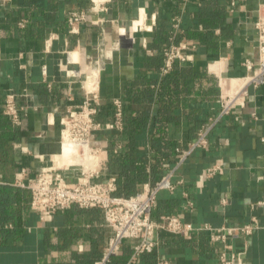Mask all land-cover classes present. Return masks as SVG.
Returning <instances> with one entry per match:
<instances>
[{
  "label": "crops",
  "instance_id": "crops-1",
  "mask_svg": "<svg viewBox=\"0 0 264 264\" xmlns=\"http://www.w3.org/2000/svg\"><path fill=\"white\" fill-rule=\"evenodd\" d=\"M263 3L0 0L2 112L21 129L19 140L13 128L14 136L9 129L0 141V186L9 194L16 187L27 192L25 201L8 202V213L19 207L22 231L16 233L11 219L0 226L6 230L0 264H96L104 256L113 229L102 207L73 204L41 218L29 188L42 169L64 168L56 158L61 118L83 99L87 74L89 89L95 76L99 81L101 128L91 136L100 161L95 179L115 178L116 188L131 180L134 195L170 172L176 186L158 193L152 217L184 213L203 227L185 234L160 230L155 248L137 258L132 241L124 240L104 264H158L162 257L171 264H223L222 253L236 264H264V83L249 84L247 95L221 114V99L246 84L245 60H257L254 23ZM74 11L86 19L72 26ZM180 43L185 59L164 72V49ZM9 98L19 109L18 123L4 112ZM116 100L121 127L114 126ZM201 129L208 145L178 163ZM216 165L220 170L205 174ZM188 198L193 206L187 208ZM243 225L252 231L213 239V228Z\"/></svg>",
  "mask_w": 264,
  "mask_h": 264
},
{
  "label": "built area",
  "instance_id": "built-area-1",
  "mask_svg": "<svg viewBox=\"0 0 264 264\" xmlns=\"http://www.w3.org/2000/svg\"><path fill=\"white\" fill-rule=\"evenodd\" d=\"M4 1V0H3ZM85 13L74 11L69 16V23L74 26L85 20ZM255 28L257 29V60L246 59L244 64L250 75L246 84L235 93H231L221 99V114H229L233 105L239 99L247 95L249 84L260 85L264 83V3L258 9ZM175 26L178 23L174 24ZM184 43L172 44L164 49L165 64L163 71L167 72L176 59H185L182 53ZM92 74L82 78L83 99L76 104H70L61 118L60 142L61 152L66 140L79 145V154L85 155L88 148L90 156L94 157L93 163L88 166L81 163L63 164L64 168L56 169L46 167L39 171L29 186L31 192V207L37 211L41 218L50 217L60 208H67L73 204L81 207L100 206L104 212L107 225L112 227L113 235L105 248L104 256L96 264H104L113 254L120 251L124 240H131L133 258H137L144 252L152 251L157 245L156 234L164 230L174 234H185L196 227L185 220L184 213H165L158 218L152 217L154 207L157 205L158 193L163 190H173L176 186L172 181V173L162 175L154 183H146L143 190L130 196L115 195V178L108 181H98L100 175V161L98 149L92 145L91 136L96 129L101 128V123L96 115L99 106L98 77L94 82L95 89L86 87V82ZM115 127L122 126V106L119 100L115 101ZM4 112L15 122L20 121L19 109L13 99H7L4 104ZM208 131L201 129L197 139L192 141L186 149L181 150L178 163L182 162L186 155L196 147L208 145ZM220 170V165L210 167L205 174L215 173ZM63 171H71L73 176L64 175ZM74 173L76 176H74ZM193 201L188 198L186 207H192ZM213 239L224 240L227 235L240 231L250 233L252 226H222L213 228ZM223 264H236L233 258L221 254ZM158 264H171L167 258H160Z\"/></svg>",
  "mask_w": 264,
  "mask_h": 264
},
{
  "label": "trees",
  "instance_id": "trees-1",
  "mask_svg": "<svg viewBox=\"0 0 264 264\" xmlns=\"http://www.w3.org/2000/svg\"><path fill=\"white\" fill-rule=\"evenodd\" d=\"M13 128H15V138L20 139L21 136V129L19 125L13 127L11 120L2 112V95L0 93V141L8 139V130L11 129L10 135H13ZM133 183L131 180H127L124 183H119V186L114 191V194L119 196H130L131 192H134L133 190ZM118 190V191H117ZM118 193H125V195H120ZM14 199L19 204L21 201H25L27 199V192L26 190L16 187V192L13 194V191L11 189V192L9 194L8 187L6 186H0V226L4 224L5 221L11 219L14 221L16 226V233L19 234L22 231L21 223H22V214L20 213L19 207L17 210L13 213H8L7 206L8 202H13ZM6 230L1 227L0 232L4 233ZM6 232L5 234H7Z\"/></svg>",
  "mask_w": 264,
  "mask_h": 264
},
{
  "label": "bare ground",
  "instance_id": "bare-ground-1",
  "mask_svg": "<svg viewBox=\"0 0 264 264\" xmlns=\"http://www.w3.org/2000/svg\"><path fill=\"white\" fill-rule=\"evenodd\" d=\"M141 11V10H140ZM143 11V10H142ZM142 13V12H141ZM142 15V14H141ZM144 17V16H143ZM142 20V19H141ZM136 26V25H135ZM138 26V25H137ZM141 27V26H140ZM123 32V31H122ZM122 39V38H121ZM125 39V38H124ZM128 47V46H127ZM95 73V72H94ZM96 77L97 76H95V79L93 78V80H96ZM91 78V79H92ZM91 79H90V81L89 82H91ZM92 80V81H93ZM89 85V83L87 84V86ZM95 85H96V83L93 81V83H92V85H90V89H95ZM86 86V87H87ZM89 87V86H88ZM87 87V88H88ZM65 148H68L69 149V151L71 150L72 151V154H73V152L76 154L75 156L76 157H73V161H81V162H83L84 163V165L85 166H88V164L90 163V162H92L93 163V159H94V157H92V156H90V153L88 152V148L86 147L85 148V155L84 156H82L81 154H79V145H77V144H75V143H72V142H70V141H68V140H66V142L64 143V145H63V151H62V154L61 155H63V153H64V150L66 151L67 149H65ZM68 151V150H67ZM68 151V152H69ZM61 153V152H60ZM69 153H71V152H69ZM60 155V154H59ZM65 155V154H64ZM67 155H68V153H67ZM70 155V154H69ZM63 157H66V155L65 156H63ZM65 159V158H64ZM66 160H67V158H66ZM65 160V161H66ZM60 161V160H59ZM68 161V160H67ZM66 161V162H67ZM63 163V162H62ZM83 163H81V164H83ZM64 164V163H63ZM65 164H68V162L67 163H65ZM60 166H61V164H60Z\"/></svg>",
  "mask_w": 264,
  "mask_h": 264
},
{
  "label": "rangeland",
  "instance_id": "rangeland-1",
  "mask_svg": "<svg viewBox=\"0 0 264 264\" xmlns=\"http://www.w3.org/2000/svg\"><path fill=\"white\" fill-rule=\"evenodd\" d=\"M65 149H67L68 151H69V149L68 148H65ZM65 151L64 150V153H63V155H61L62 154V152L60 153V155H57L56 156V158H57V160H58V162L61 164V165H63V163L65 164V163H67L68 162V164L69 163H83V162H81V161H73V157H76L75 155V153L73 152V154H72V151L70 150L69 152H71V153H69L68 151ZM67 153H68V155H67ZM66 155V157H63V156H65ZM70 154V155H69ZM65 158V159H64ZM66 158H67V160H66ZM60 160V161H59ZM67 162H66V161ZM63 162V163H62ZM84 164V163H83Z\"/></svg>",
  "mask_w": 264,
  "mask_h": 264
}]
</instances>
